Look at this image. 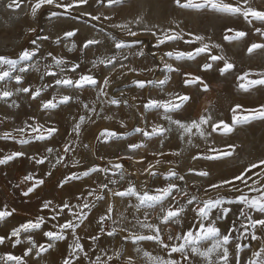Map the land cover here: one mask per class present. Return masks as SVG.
<instances>
[{"label": "rangeland", "instance_id": "374dc122", "mask_svg": "<svg viewBox=\"0 0 264 264\" xmlns=\"http://www.w3.org/2000/svg\"><path fill=\"white\" fill-rule=\"evenodd\" d=\"M19 7H9L13 0H0V55L15 57L22 49H32L35 47L31 44V40L37 35H48L50 39L42 43L40 52L30 62L36 64L39 72L29 70L25 73L24 86H31L33 89L40 87L45 83H52L53 86L42 93L41 98L48 99L51 95L57 92V87L54 85L53 78L41 75L45 72V66L53 64L51 57L47 54L52 52L53 55L62 56L68 62L80 63L81 67L77 73L66 72L65 75H70L73 78H78V74L86 72L92 68L91 61L97 56H110L116 54L118 56H127L128 59L123 61L126 65L137 69L154 68L152 72L144 71L137 75L128 72L126 75H121L119 66L117 71L111 75L112 83L108 89L109 95L120 99L127 100L128 103L119 105H111L103 103V111H101V103L96 104V113L87 112L91 118L82 126L80 136L76 143L72 144L74 152L68 153L66 162L68 167L58 165L51 176L45 175L51 169V165L46 161L43 165H37L28 157L32 155L40 156L47 155L46 147H54L61 149L64 143L71 142L75 139L72 133L73 124L78 120L80 115H85L86 111L79 101L88 103L89 105L96 99V91L93 88L86 87L82 90H73L60 88L59 92L73 96V100L66 105H61L55 110L46 111L40 107V99L32 100L28 94L19 93L7 100H0V136L5 132H12L13 135L19 137L20 134L13 130L24 126V122L29 123L39 122L46 126H54L58 128V132L52 138L44 141L30 140L27 144H20L17 140L0 138V156L8 155L13 151H21L26 155L18 157L8 164L0 165V209L7 206L8 210L15 209L12 216L0 221V235H7L11 229L18 226L20 223L28 219H33L38 215L46 218L47 223L43 226V230L51 229L57 221L50 219L51 213L48 210L41 211V205L44 200H52L54 204H59L62 201H69L76 204V197L81 192H85L89 187L97 188L101 183H108L110 180L119 181L118 183H109V190H123L127 187L128 181L134 183L137 188H140L144 182H147V188L154 190L157 187L166 184L165 175L169 168L175 169L178 174L186 177L185 181H177L179 185L190 189L192 194L207 198V196L216 197L217 194L224 197L225 206L232 209V212L227 218L218 222V226L222 231L227 230L232 221L238 214L240 205L227 204L228 200H232L238 195L236 192L225 189L208 191L205 196L203 189L211 182L219 181L222 178H230L239 170L253 161L264 159V120H251L247 124L237 125L233 132L225 135L221 131L213 133L211 136L200 138L198 135L186 137L184 140L179 138L176 127L173 125L172 131L166 133L161 144L160 138H153L147 143L145 149L137 150L135 153L127 148L128 143H139L142 139L140 133L134 131L136 127H145L146 122L144 117H147L149 123L156 122L168 127L156 110L145 111L142 104L150 97L166 98L169 92H183L191 96V99L182 110L173 114L174 118H195L198 113H205L207 110L214 120L223 119L226 122H231V108L239 103L245 109L259 108L264 105V86H256L248 92L240 89V80L238 76L244 72H249V79L258 78L255 74L264 72V49H256L252 53L247 51L251 43L264 44V37L255 33L256 27H264L258 21H253L249 24L240 16H229L222 13H217L211 9H182L175 5L173 0H123L120 4L109 6L107 0H88L86 5H79L73 10H69L67 14L50 17L51 11L63 13L64 9H54L51 6H44L37 13L35 18L30 15L31 5L28 0H15ZM235 2V0H229ZM252 7L259 10H264V0H250ZM82 13H91L101 16L100 21L91 20L90 16H84ZM104 16L110 19H103ZM140 19V23H132L130 27L138 32L136 37H129L126 31L119 28H114V24H122L129 21ZM179 31L191 32L198 35H203L210 38L211 43L219 44L220 48L215 49L216 54H223L234 64V68L221 76L217 71L219 65L214 63L213 69L204 72L200 65L205 62L207 54H201L194 61L175 60L165 56L169 51H190L197 45L186 44L183 40L168 41L165 44L155 47L156 39L149 32H144L145 27L153 29L158 35L162 30L176 28ZM36 28L35 33H30L28 29ZM236 31H245L248 35L240 39H225V36H233L234 32H228L227 29ZM79 30L74 37H66L65 31ZM59 37L61 42H55ZM115 37L128 42L130 47H126L119 51L113 50V40ZM86 38H96L101 41L99 46H91L89 49L81 51L82 42ZM186 39L188 37H185ZM135 41V42H134ZM75 42L77 48L72 52L68 51V47ZM143 51L144 55L139 56L136 53ZM161 57L168 63H172L174 67H179L181 71L188 70L194 74L201 75L205 82L209 84V90L204 92L197 86L184 87L182 85V75L180 73H169L161 62ZM52 71L59 72L58 69L52 68ZM126 71V70H125ZM93 74L102 79L104 75H108L109 71L103 65L92 69ZM165 76L171 77L168 84L164 86L161 92L154 86H146L141 89L132 83L139 79H164ZM119 77V78H118ZM17 85L15 81L7 82L0 81V89L7 88L15 91ZM123 92V95H121ZM79 97V101L75 98ZM135 97L136 99H133ZM105 101L107 98H103ZM18 104L16 107L13 104ZM111 116L112 119L104 117ZM30 118H34L30 119ZM123 120L127 125L125 128L120 127V121ZM104 129L116 131L121 134L120 138L105 139L100 137L101 131ZM150 130V129H149ZM27 138V134L26 137ZM191 139V143H188ZM87 145V147H85ZM229 145L234 147L231 149L232 155L221 160L209 161L204 159L203 153L206 149L216 148L221 151H229ZM153 152H164V156L153 157ZM179 155H173V153ZM134 155L136 159L144 157L143 163H135L127 159L121 161L124 164V170L127 173L124 180H120L119 173L114 174L113 171L107 173H92L90 177H83L81 180H74L65 185L63 188L57 187V182L62 177L70 172H82L87 168L97 165L100 167H111L107 164L108 160L116 161L118 156ZM196 156V159H193ZM103 157V159H101ZM54 162V157L52 158ZM155 159H160L161 163L157 166V171L160 173L155 178H149L146 174L141 175L140 172L148 166L149 163H154ZM72 160H79L77 167L71 166ZM208 170L211 175L209 177H198L194 172L188 170ZM257 170L253 169V175ZM29 173H33L38 177H42L45 183L41 185L34 193L28 197L22 195L25 185L20 182L23 177ZM174 179V178H172ZM239 184V181H236ZM251 183V181H249ZM19 185V187H17ZM196 185V187H193ZM105 190L107 193L106 199L97 201L96 206L88 212V220L78 229V235L81 237V242L85 245L86 250L91 254L92 250L97 248V244L91 240L92 234L100 235L101 239L98 242L99 247L108 251L111 254L116 248H123L124 255L121 257L119 264H124L128 257L132 258L133 264H148L147 259L143 256V251H148L154 256H167L166 251L161 249L153 241H140L133 243L131 240H123L122 237L128 232H121L114 237H108L106 232L113 226L126 228L129 232L137 234H148V230L141 228L136 223L134 217L138 216L140 220L144 219L143 209L136 212L130 207L135 204V198L112 196L111 191ZM249 196L258 195L255 192L244 189ZM92 199V198H89ZM183 202V201H182ZM113 206L112 218L103 225L105 233L98 232L97 220L100 215L105 213L108 205ZM254 216H259L258 213H251ZM156 213L149 216V222L156 223L154 219ZM193 213L189 210L186 213L183 221L184 229L191 226ZM69 217L66 214L58 217V221L63 223ZM243 219V217H241ZM116 221V224H113ZM174 230H179L178 225L172 226ZM34 238L39 243H45L46 237L42 235V231L33 233ZM235 235V234H234ZM257 235L261 233L258 231ZM243 248L241 253L242 260L246 264L253 250H258V247L264 241L251 240L250 237L239 241ZM73 243V237L69 234L64 241H58L54 247L48 252L43 253L39 258L33 254L25 257L27 264H62L63 258L68 254V245ZM91 245V249L88 246ZM28 245L22 242L19 245L13 246L11 241L6 240L4 244H0V256L13 254L22 256ZM140 248L143 251L137 252ZM173 257L182 261L180 254L175 253ZM95 258L94 256L92 257ZM195 260L196 264H203L199 258H190ZM0 264L4 261L0 260ZM82 264H88L87 260H82Z\"/></svg>", "mask_w": 264, "mask_h": 264}, {"label": "snow or ice", "instance_id": "6c2138e0", "mask_svg": "<svg viewBox=\"0 0 264 264\" xmlns=\"http://www.w3.org/2000/svg\"><path fill=\"white\" fill-rule=\"evenodd\" d=\"M123 0H107L109 6L120 4ZM175 5L182 9H211L217 13L226 14L229 16H240L249 24L253 21H258L262 26H264V10H259L254 8L250 4V0H235V2H229V0H173ZM31 5L30 15L32 18L37 16V13L44 6H51L54 9H64L63 13H58L57 11H51L50 17H57L58 15H64L73 10L79 5H86L88 0H28ZM19 7V4L13 0V3L9 7ZM84 16H90L93 21H100L101 16L93 15L91 13H82ZM103 19H110L104 16ZM140 19L129 21L122 24H114L112 27L119 28L122 31H126L129 37H136L138 32L133 30L130 25L132 23L139 24ZM179 25L176 28H170L167 30H162L158 35L153 29L145 27L144 32H149L156 39L155 47H159L168 41H179L183 40L186 44L197 45L190 51H169L165 53V56L169 58H174L175 60H188L194 61L201 54H207L205 56V62L200 65V68L204 72H208L213 69L214 63L219 66L217 71L221 76L230 72L234 68V64L229 61L223 54H216L215 49H219V44L211 43L210 38L203 35L194 34L191 32H184L183 29L177 31ZM30 33H35L36 28L28 29ZM79 30L75 31H65L64 35L66 37H74ZM228 32H234L233 36H225V39H240L248 35L245 31H236L234 29H227ZM255 33L264 37V27H256L254 29ZM185 37H188L187 39ZM50 37L48 35H37L35 39L31 40V44L34 45L32 49L24 48L15 57H10L6 55H0V81L7 82L9 80L15 81L17 87L15 91L9 90L7 88L0 89V100H7L14 95L19 93L28 94L32 100L40 99V107L43 110L51 111L57 109L61 105H66L74 98L71 95L62 94L59 92L60 88L82 90L86 87L95 89L96 99L91 105L79 101L77 96L75 99L82 104V107L87 110L85 115H80L78 120L73 124L72 133L75 139L71 142L64 143L61 149L54 147H46L45 152L47 155H32L28 158L34 161L37 165H43L47 161L51 165V169L45 173L47 176L53 174V170L57 168L58 165L68 167V162H66V157L68 153H72L75 149L72 144L76 143L82 126L85 125L86 121L91 119L87 112L96 113V104L99 101L101 103V111H103V103H108L111 105H119L121 103L127 104V100L121 101L120 99L114 98L109 95L108 89L111 86L112 79L111 75L113 72L117 71V65L121 75H126L128 72L135 73L137 75L144 71L152 72L154 68L147 69H137L126 65L123 61L127 60V56H118L116 54L110 56H97L91 61L92 68L88 69L86 72H81L78 74V78H73L70 75H65L66 72L77 73L80 69V63H71L62 56L53 55L52 52H48V56L51 57L53 64L45 66V72L41 75V79L44 76H50L53 78L54 85L57 87V92L53 93L50 98H41L42 93L48 88L52 87V83L42 84L40 87L33 89L31 86H24L25 73L29 70H34L39 72V68L36 64L30 63L35 56L40 52L42 43L48 41ZM113 40V50L119 51L126 47H130L128 42L125 40H120L115 37ZM57 43L61 42L59 37L55 41ZM135 42V41H134ZM101 41L96 38H86L81 45V51L89 49L91 46H99ZM77 48V44L73 42L68 51L72 52ZM256 49H264V44L262 43H251L247 51L252 53ZM139 56H143V51L136 53ZM161 62L163 67L169 73H180L183 77L182 85L184 87L197 86L204 92L209 90V84L205 82L201 75L194 74L191 71L184 70L181 71L179 67H174L172 63H168L161 57ZM103 65L108 69L109 74L104 75L102 79H98L92 72V69ZM52 68L58 69L59 72L52 71ZM126 70V71H125ZM258 78L249 79L250 73L244 72L242 75L238 76L237 79L241 81L239 84L240 89L248 92L251 88L256 86H264V72L255 74ZM119 78V77H118ZM171 77L165 76L164 79H139L132 81L138 88H145L146 86H154L161 92L164 90V86L168 84ZM123 95V92H121ZM103 98H107L105 101ZM133 99H136L133 97ZM191 99V96L183 92H169L166 98L164 97H150L142 104L145 111L156 110L157 114L167 122L168 127L163 124L147 121V117H144L146 126L136 127L134 131L140 133L142 139L139 143L130 142L127 148L135 153L137 150L145 149L147 143L153 138H160L161 144L163 143V138L166 133L172 131L171 126H175L179 134V138L184 140L186 137L190 138L193 135H198L200 138H205L211 136L217 131H221L223 134L227 135L234 131L237 125H243L249 123L251 120H264V105L259 106V108L245 109L243 105L237 103L231 108L232 116L231 122H226L223 119L214 120L213 116L205 111V113H198L195 118H189L185 120L183 118H174L175 113L179 112L184 108V106ZM13 104L19 107L18 104ZM105 119H112L111 116L104 117ZM33 119L34 118H30ZM120 127L125 128L127 125L123 120L120 122ZM150 129V130H149ZM20 134L19 137L13 135L12 132L3 133L0 138L2 139H13L17 140L20 144H27L30 140L44 141L53 137L55 133L58 132V128L54 126H46L39 122L29 123L24 122V126L16 128L13 130ZM27 134V138L26 137ZM121 134L104 129L100 133V137L105 139L120 138ZM188 143H191V139H188ZM87 147V145H85ZM229 151H221L216 148L206 149L203 153L204 159L213 161L221 160L225 157L231 156L233 153L231 149L233 145H229ZM26 154L21 151H13L8 155L0 156V165L8 164L10 161L18 157H24ZM153 157L164 156V152H153ZM173 155H179V153H173ZM54 157V162L53 158ZM193 156V159H196ZM103 159V157H101ZM133 161L135 163H143L144 157L136 159L134 155L118 156L116 161L108 160L107 164L111 167H100L93 165L82 172H70L62 177L57 182V187L63 188L65 185L74 180H81L83 177H90L92 173H107L113 171L114 174L119 173L120 180H124L127 173L124 170V164L121 162L123 160ZM79 160H72L71 166L73 168L79 165ZM161 163L160 159H155L154 163H149L146 168H144L140 174L147 175L149 178H155L160 173L156 170L157 166ZM257 170L253 175L252 170ZM189 172H194L198 177L204 178L211 175L208 170H197L190 168ZM174 178V179H172ZM166 184L161 187H157L154 190H149L147 188V182L141 185L140 188L128 181L127 187L122 191L109 190V183L115 184L119 181L110 180L108 183H101L97 188L89 187L85 192H81L80 195L76 197L77 203L72 204L69 201H62L59 204H54L52 200H44L41 205V211L48 210L51 213L50 219L52 221H57L53 224L51 229L43 230V226L47 223L44 216L38 215L33 219H28L25 222L20 223L11 229L10 233L7 235H0V244H4L6 240L11 241L13 246L19 245L22 242H26L28 245L23 252L22 256H16L13 254H6L5 256H0V260L4 261V264H27L24 259L29 255L33 254L39 258L43 253L48 252L54 247V244L58 241H64L70 234L73 237V243L68 245L69 251L65 258H63L62 264H82V260H87L88 264H119L121 257L124 255L123 248H116L111 254L108 251L99 247V241L101 239L100 235L92 234L91 240L93 243L97 244L99 251L93 249L91 254L86 250L85 245L81 242V237L77 234L78 229L88 220V212L85 210H91L96 206L97 201H102L106 199L107 193L105 190L111 191L112 196L127 197L129 199L135 198L136 203L131 204L130 207L134 208L136 212H140L142 209L144 219L140 220L138 216L134 217L136 223L140 225L141 228L147 229L148 234H137L134 232H129L126 228H120L113 226L110 230L106 232L108 237H114L121 232H128L127 235L122 237L123 240H131L133 243L140 241H153L161 249L166 251L167 256H154L148 251H143L137 248V252L143 251V256L147 259L148 264H181L180 260L173 257V254L179 253L182 261L185 264H189L190 258H199L203 261V264H244L242 260L241 253L244 247L239 242L248 237L251 240H261L264 241V159H260L258 162L253 161L246 165L243 169L239 170L235 175L230 178H222L219 181L211 182L203 189L205 196H207L208 191L225 189L228 191L236 192L238 195L232 200H228L227 204H237L240 205L238 209V214L236 218L232 221L231 226L222 231L218 226V222L224 220L232 212V209L225 206L224 197L217 194L216 197L207 196V198L192 194L190 189L185 186L179 185L177 181H185L186 177L184 175L178 174V172L169 168L165 175ZM236 181L240 183L237 184ZM251 181V183H249ZM25 185V189L22 191L24 197L30 196L34 193L41 185L45 183L42 177H38L33 173H29L23 177L20 182ZM19 187V185H17ZM196 187V185H193ZM247 188L251 192H255L258 195L249 196L244 189ZM92 198V199H89ZM183 201V202H182ZM191 211L194 215L192 217L191 226L187 229L183 227V221L185 219L186 213ZM15 209L8 210L7 206L0 209V221H4L6 218L13 215ZM113 212V206L111 204L105 210V213L100 215L97 220L98 232L105 233V228L103 225L106 221L112 218L111 214ZM258 213L259 216H254L251 213ZM152 213H156L154 219L156 223L149 222V216ZM66 214L69 218L65 219L63 223L58 221V217ZM243 217V219H241ZM116 224V221H113ZM173 225H178L179 230H174ZM37 231H42V235L46 237L45 243H39L35 238L33 233ZM261 235L258 236L257 232ZM235 234V235H234ZM91 245L88 246L91 249ZM95 257L94 259L92 257ZM124 264H133L132 258L124 262ZM191 264H196L195 260H191ZM246 264H264V243H261L258 250H253L251 256L248 258Z\"/></svg>", "mask_w": 264, "mask_h": 264}]
</instances>
